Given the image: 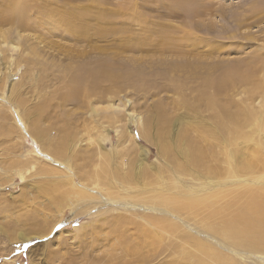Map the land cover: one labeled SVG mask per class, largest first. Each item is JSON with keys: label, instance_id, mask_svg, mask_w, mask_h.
Returning a JSON list of instances; mask_svg holds the SVG:
<instances>
[{"label": "rangeland", "instance_id": "374dc122", "mask_svg": "<svg viewBox=\"0 0 264 264\" xmlns=\"http://www.w3.org/2000/svg\"><path fill=\"white\" fill-rule=\"evenodd\" d=\"M22 9L0 21V264H264L211 218L264 190V0H0Z\"/></svg>", "mask_w": 264, "mask_h": 264}, {"label": "bare ground", "instance_id": "6f19581e", "mask_svg": "<svg viewBox=\"0 0 264 264\" xmlns=\"http://www.w3.org/2000/svg\"><path fill=\"white\" fill-rule=\"evenodd\" d=\"M44 4V3H43ZM41 5V3H40ZM45 5V4H44ZM43 7V6H42ZM45 7V6H44ZM42 9V8H41ZM47 10H49V7H46V12ZM43 11V10H42ZM30 12V11H29ZM52 12V11H51ZM39 13V12H38ZM45 13V12H44ZM195 13V12H193ZM6 14V13H5ZM27 14V13H26ZM25 14V9L23 10H19L17 13H12L10 15L7 14V16H3V17H0V21H4V22H10V23H13V22H16L17 19L19 20H22L24 15ZM43 14V13H41ZM2 15V14H0ZM4 15V14H3ZM27 16V15H26ZM27 19V17H26ZM55 19V18H54ZM53 20V18H52ZM54 21V20H53ZM244 21V20H243ZM242 19H241V24L243 23ZM108 33V32H106ZM246 73V72H240L239 69L237 71H235V76L238 77V80L242 83H245L247 82L249 79H250V75ZM233 78H231L230 80H227L226 83L224 85L222 84H219V85H215V90L217 89V92L219 91H222L226 85H230L232 82H233ZM118 106H116L117 108ZM210 107L214 110H217L218 111V115H219V125H218V128L220 129H223L225 131V133H227L228 135H232L231 134V131L232 130H236L239 128V121H238V118L237 116L235 115H232L229 113V111L227 109L224 108L223 105H221L219 102L216 101V99H211L210 101ZM130 115V114H129ZM236 125V126H235ZM230 131V132H229ZM191 152H190V157H191V161L196 163V164H199L201 162V160L203 159L204 157V152L201 151L199 148H193L190 149ZM54 151V150H53ZM55 152L58 155H62V151L61 149H55ZM243 167H247L249 169H252L253 168V165H245ZM258 167V166H257ZM246 168V169H247ZM261 168V167H260ZM256 169V168H255ZM264 169V168H262ZM257 170V169H256ZM261 170V169H260ZM263 171V170H262ZM253 172V171H252ZM264 172V171H263ZM101 173V172H100ZM102 175V174H100ZM96 177L101 178L100 176L96 175ZM104 178V177H103ZM245 192V190H244ZM231 194V193H230ZM242 196V195H241ZM219 199V198H218ZM217 199V201H218ZM204 201H195L191 204L190 207H193L194 204L197 205L199 203H203ZM183 203V202H182ZM233 206H237L239 208V211L235 214L232 215H229L228 218L226 217L227 221H228V224H229V230L225 229L224 227H221L222 226V223L224 222L225 223V220L223 218V213L222 211L221 212H214L213 210V215L211 218H214L215 220H218L221 219V226L220 225H213V227H215L214 229L220 233L221 235L223 236H230L232 237V235L234 234V236H238V235H242L240 237H251V241L252 242H259V237L261 239L264 240V190H247L246 194L244 196H242L240 198V204L236 201L235 204ZM174 207V206H172ZM178 207V205L175 206V208ZM222 207V206H221ZM129 208V207H128ZM179 210V208H177ZM176 209V210H177ZM181 210V209H180ZM184 210V208L182 209ZM188 210V209H185V211ZM223 210V209H222ZM209 211V210H208ZM212 211V210H211ZM188 211H186L187 213ZM224 212V211H223ZM195 213V212H194ZM207 215L210 213L206 212ZM205 213V214H206ZM218 214H221V217H218L219 215ZM228 214V213H227ZM214 216V217H213ZM115 217V216H114ZM216 217V218H215ZM113 218V217H112ZM116 218V217H115ZM219 218V219H218ZM115 220V219H114ZM116 221V220H115ZM122 221V219H121ZM121 221H119L118 223H120ZM205 221V220H204ZM206 222V221H205ZM211 222V221H210ZM117 223V222H116ZM163 223V222H162ZM124 224V223H122ZM166 224V223H165ZM117 225V224H116ZM161 225V224H160ZM164 225V224H162ZM172 225V224H170ZM225 226V225H224ZM166 227V226H165ZM172 227V226H171ZM169 227V228H171ZM167 228V229H169ZM232 228V229H231ZM164 229V228H163ZM213 229V228H212ZM214 231V232H216ZM244 234V235H243ZM251 235V236H250ZM259 235V237L257 236ZM226 236V237H227ZM234 238V237H233ZM32 238H29V237H24L23 241H27V240H30ZM235 241L237 238H234ZM233 239V240H234ZM244 239V238H243ZM238 240V239H237ZM240 239H239V244H240ZM237 242V241H236ZM237 242V243H238ZM245 242V240H244ZM137 244H142V242L138 241L136 242ZM126 250V251H125ZM124 250L125 253H129L131 252V249H128L126 247V249ZM130 255V254H129ZM214 255V254H213ZM219 255V254H217ZM220 256V257H219ZM217 258H218V262L219 261H222V264H234L230 259H226L224 256H221L219 255ZM213 258V257H212ZM215 260V259H214Z\"/></svg>", "mask_w": 264, "mask_h": 264}]
</instances>
